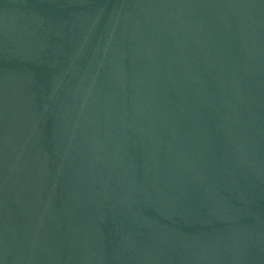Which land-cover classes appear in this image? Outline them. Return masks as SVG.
Wrapping results in <instances>:
<instances>
[{"label":"water","instance_id":"1","mask_svg":"<svg viewBox=\"0 0 264 264\" xmlns=\"http://www.w3.org/2000/svg\"><path fill=\"white\" fill-rule=\"evenodd\" d=\"M0 264H264V0H0Z\"/></svg>","mask_w":264,"mask_h":264}]
</instances>
